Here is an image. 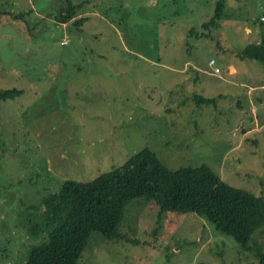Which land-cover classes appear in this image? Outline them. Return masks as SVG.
<instances>
[{"label": "rangeland", "instance_id": "rangeland-1", "mask_svg": "<svg viewBox=\"0 0 264 264\" xmlns=\"http://www.w3.org/2000/svg\"><path fill=\"white\" fill-rule=\"evenodd\" d=\"M219 1L220 20L203 28ZM71 4L81 26L60 22ZM263 35L264 0H0V89L22 90L0 99V264H23L43 241L29 231L64 180L144 148L170 170L205 165L264 196V64L237 57ZM117 236L92 233L80 261L261 264L264 253V227L243 250L142 197Z\"/></svg>", "mask_w": 264, "mask_h": 264}, {"label": "trees", "instance_id": "trees-1", "mask_svg": "<svg viewBox=\"0 0 264 264\" xmlns=\"http://www.w3.org/2000/svg\"><path fill=\"white\" fill-rule=\"evenodd\" d=\"M77 5L61 12L60 22L76 18ZM219 1L213 17L202 27L214 26L220 20ZM86 18H77L81 26ZM239 59L264 64V35L261 40L243 47ZM17 88L0 89V99L21 95ZM210 103L211 98L195 96ZM150 200L159 214L194 213L211 223L215 230L248 250L254 234L264 227V196L226 184L209 167H184L170 170L149 148H144L121 166L88 181L66 179L59 190L43 199L42 219L30 233L43 241L30 248L23 264H84L80 261L92 233L106 240L118 239L117 227L125 206L135 198ZM261 264L264 253L258 252Z\"/></svg>", "mask_w": 264, "mask_h": 264}, {"label": "crops", "instance_id": "crops-1", "mask_svg": "<svg viewBox=\"0 0 264 264\" xmlns=\"http://www.w3.org/2000/svg\"><path fill=\"white\" fill-rule=\"evenodd\" d=\"M71 21H75V20H71ZM228 71L231 72V73H234L235 69H234V67L232 65L229 64Z\"/></svg>", "mask_w": 264, "mask_h": 264}, {"label": "built area", "instance_id": "built-area-1", "mask_svg": "<svg viewBox=\"0 0 264 264\" xmlns=\"http://www.w3.org/2000/svg\"><path fill=\"white\" fill-rule=\"evenodd\" d=\"M210 64L211 65L214 64V60L213 59L210 60ZM214 71L215 72H218L219 71V68L218 67H214Z\"/></svg>", "mask_w": 264, "mask_h": 264}]
</instances>
